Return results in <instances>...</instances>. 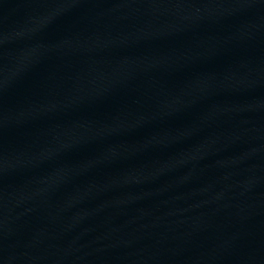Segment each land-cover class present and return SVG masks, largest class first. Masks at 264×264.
Segmentation results:
<instances>
[{"label": "water", "instance_id": "95a60500", "mask_svg": "<svg viewBox=\"0 0 264 264\" xmlns=\"http://www.w3.org/2000/svg\"><path fill=\"white\" fill-rule=\"evenodd\" d=\"M0 264H264V0H0Z\"/></svg>", "mask_w": 264, "mask_h": 264}]
</instances>
